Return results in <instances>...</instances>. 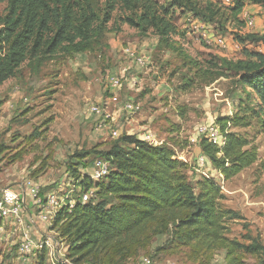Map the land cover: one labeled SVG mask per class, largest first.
Here are the masks:
<instances>
[{"label": "rangeland", "instance_id": "374dc122", "mask_svg": "<svg viewBox=\"0 0 264 264\" xmlns=\"http://www.w3.org/2000/svg\"><path fill=\"white\" fill-rule=\"evenodd\" d=\"M80 1L97 14L105 11L107 2ZM156 1L169 10V18L182 36L161 41L153 29L143 33L122 22L129 14L118 5L104 35L95 39L88 51H59L41 63L27 61L15 78L0 88V190L12 188L30 202L27 183L39 184L44 197L61 182L69 184L66 179L73 172L69 165L87 173L90 163L103 159L100 153L116 143L108 131H94L88 114L90 107L109 101L108 111L117 119L111 125L114 130L138 139L153 133L188 165L185 174L197 193L203 179L219 185L223 206L238 217L226 223L230 240L244 245L257 240L264 246V119L257 114L249 92L238 84L236 68L239 61L251 59L248 54L264 50L261 45L246 46L242 41L257 34L259 20L264 28V10L251 14L255 26L246 30L245 21L234 19L232 8L224 5L211 7L217 14L208 12L212 20H206L196 13L170 8L169 0ZM209 6L200 4L199 8L206 11ZM7 7L8 0L0 3V19ZM205 21L210 22L214 36L227 38V48L205 41L202 30L194 28V23ZM129 52L144 64L137 65ZM123 71V87L112 90L109 79ZM132 80L137 83L135 87ZM130 102L141 110L125 113L123 107ZM239 119L245 126H234ZM214 121H221V125L227 121L226 132L247 139L257 151L256 163L228 181L210 164L197 166L201 147L189 141L199 125ZM88 152L92 154L85 160L74 158ZM33 237L39 243L55 239L60 247L52 252L45 245L36 257L22 258L18 251L20 234L6 226L0 232V264H40L41 257L45 264H52L51 253L59 261L56 264H69L64 262L68 243L57 229L36 227ZM143 258L159 264H229L226 250L207 255L195 252L172 233L154 236L147 248L120 264H138ZM240 259V264H264V257Z\"/></svg>", "mask_w": 264, "mask_h": 264}, {"label": "trees", "instance_id": "16d2710c", "mask_svg": "<svg viewBox=\"0 0 264 264\" xmlns=\"http://www.w3.org/2000/svg\"><path fill=\"white\" fill-rule=\"evenodd\" d=\"M169 1L170 8L206 20H212L208 12L217 14L211 7L222 5L202 0ZM200 4L210 6L203 11ZM247 4L264 8V0H237L230 7L231 16L239 20ZM118 5L129 14L122 22L143 33L153 29L161 41L182 36L169 18V10L156 0H107L102 14L80 0H8L6 15L0 19V88L15 78L27 61L41 63L59 51H88L95 39L104 35ZM242 41L246 46L264 47V34L247 35ZM248 56L250 60L236 64L238 84L249 92L257 114L264 119V53ZM243 122L239 119L234 126H245ZM217 123L226 144L220 150L203 140L201 155L228 181L256 163L257 151L247 139L227 133V121ZM115 141L110 150L100 153L103 159L90 163L92 167L98 160L110 164V174L102 181L93 182L88 172L69 165L74 173L69 176L77 181L84 175L81 185L97 189L94 200L78 203L72 211L62 208L53 222L52 229L68 243L69 264H120L147 248L154 236L167 233L205 255L226 250L229 264H240L242 256L264 257V246L257 240L244 245L227 237L226 223L238 217L223 206L224 195L215 181L203 179L197 193L185 174L188 165L167 146H151L131 135ZM91 154L74 158L85 160ZM40 264H45L43 257Z\"/></svg>", "mask_w": 264, "mask_h": 264}, {"label": "built area", "instance_id": "2783aa9c", "mask_svg": "<svg viewBox=\"0 0 264 264\" xmlns=\"http://www.w3.org/2000/svg\"><path fill=\"white\" fill-rule=\"evenodd\" d=\"M209 2H218L227 7H233L237 0H202ZM241 18L245 21V29L248 30L255 26V18L248 12L243 11ZM195 29L202 30V37L209 43L214 42L217 46L227 48V38L217 37L211 33L210 25L204 22L200 24L194 23ZM238 47V46H237ZM127 55L139 66L144 64L143 59L136 57L134 53ZM125 71L122 75L111 77L109 79L110 88L114 91L120 90L123 87V79ZM136 81H131V86H136ZM27 101V99H25ZM111 102L107 101L103 105H95L89 108L88 114L94 121V131L96 133L109 132L113 139L120 138L123 133L121 130H114L111 126L117 122V119L110 115L108 109ZM141 110L140 106L135 103H126L123 111L127 114H136ZM141 141L148 143L151 146L159 147L163 143L158 141L153 133L144 134ZM205 140L212 146L222 150L226 144V137L221 126L214 122L203 123L197 127L194 134L189 139L191 145L199 147L201 142ZM207 165V158L200 155L197 159V166L203 168ZM84 174V173H83ZM110 174V164L103 160L95 162L93 167L88 171L87 176L93 182H100ZM81 180H75L68 176L69 184L61 182L55 186L48 195L42 197V189L39 184L29 182L25 186L27 196L31 197L30 202L23 198L19 193L12 188L0 190V232H4V227L14 228V233L20 234L18 251L22 258L36 257L37 253L46 245L52 252L55 248L60 247L59 242L55 239H49L46 243H39L33 237V229L46 226L52 227L59 211L67 207L70 211L78 204H87L96 197V188L85 189L81 182L85 179L84 175ZM71 189L67 190L66 187ZM35 210L31 212V210ZM29 223V224H27ZM4 227H3V226ZM51 262L56 264L55 255L51 253ZM56 261V262H55ZM68 263V261H64ZM138 264H159L151 258H143Z\"/></svg>", "mask_w": 264, "mask_h": 264}, {"label": "crops", "instance_id": "0c3cea01", "mask_svg": "<svg viewBox=\"0 0 264 264\" xmlns=\"http://www.w3.org/2000/svg\"><path fill=\"white\" fill-rule=\"evenodd\" d=\"M262 10H264L262 7L254 6V5H248V4L246 5V7L244 9L245 12H249L250 14L259 13ZM256 26H258L256 33L260 34V35L264 34V31H263L264 28L261 26V20H259L258 24L256 23ZM261 47H263V46L261 45ZM261 53H264V50H261Z\"/></svg>", "mask_w": 264, "mask_h": 264}]
</instances>
